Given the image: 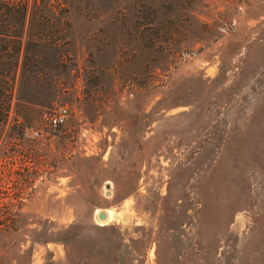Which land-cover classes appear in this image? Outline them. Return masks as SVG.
Segmentation results:
<instances>
[{"label": "rangeland", "instance_id": "obj_1", "mask_svg": "<svg viewBox=\"0 0 264 264\" xmlns=\"http://www.w3.org/2000/svg\"><path fill=\"white\" fill-rule=\"evenodd\" d=\"M43 1L57 84L0 131V264H264V0Z\"/></svg>", "mask_w": 264, "mask_h": 264}, {"label": "trees", "instance_id": "obj_2", "mask_svg": "<svg viewBox=\"0 0 264 264\" xmlns=\"http://www.w3.org/2000/svg\"><path fill=\"white\" fill-rule=\"evenodd\" d=\"M43 4V0H0V131L6 124L11 102H40L39 96H44L46 88L57 84L51 76L42 74L47 66L43 53L29 49L59 46L58 34L49 40L43 35L48 21ZM20 86L27 92L17 95ZM22 126L17 123L15 128L20 132Z\"/></svg>", "mask_w": 264, "mask_h": 264}, {"label": "built area", "instance_id": "obj_3", "mask_svg": "<svg viewBox=\"0 0 264 264\" xmlns=\"http://www.w3.org/2000/svg\"><path fill=\"white\" fill-rule=\"evenodd\" d=\"M66 116V110L64 108H58L47 116V125L52 128L59 127L65 122Z\"/></svg>", "mask_w": 264, "mask_h": 264}, {"label": "bare ground", "instance_id": "obj_4", "mask_svg": "<svg viewBox=\"0 0 264 264\" xmlns=\"http://www.w3.org/2000/svg\"><path fill=\"white\" fill-rule=\"evenodd\" d=\"M99 212L104 213L105 218H104L103 220H98V219L96 218V215H97ZM113 217H114V214H113V211H111V210H102V211L97 210V211L95 212V215H94L95 221H96V223H97L98 225H105V224L109 223L110 221H112Z\"/></svg>", "mask_w": 264, "mask_h": 264}, {"label": "water", "instance_id": "obj_5", "mask_svg": "<svg viewBox=\"0 0 264 264\" xmlns=\"http://www.w3.org/2000/svg\"><path fill=\"white\" fill-rule=\"evenodd\" d=\"M96 218H97L98 220H103V219L105 218V215H104V213L99 212V213L96 215Z\"/></svg>", "mask_w": 264, "mask_h": 264}]
</instances>
